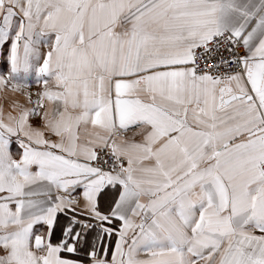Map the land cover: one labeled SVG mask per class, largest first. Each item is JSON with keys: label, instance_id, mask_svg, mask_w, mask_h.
Masks as SVG:
<instances>
[{"label": "snow or ice", "instance_id": "snow-or-ice-1", "mask_svg": "<svg viewBox=\"0 0 264 264\" xmlns=\"http://www.w3.org/2000/svg\"><path fill=\"white\" fill-rule=\"evenodd\" d=\"M0 264H264V0H0Z\"/></svg>", "mask_w": 264, "mask_h": 264}]
</instances>
